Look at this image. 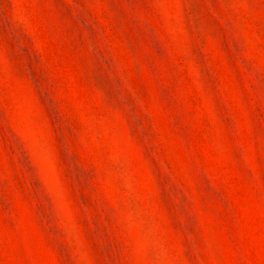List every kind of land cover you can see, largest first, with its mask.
I'll use <instances>...</instances> for the list:
<instances>
[{
    "label": "rangeland",
    "instance_id": "374dc122",
    "mask_svg": "<svg viewBox=\"0 0 264 264\" xmlns=\"http://www.w3.org/2000/svg\"><path fill=\"white\" fill-rule=\"evenodd\" d=\"M0 264H264V0H0Z\"/></svg>",
    "mask_w": 264,
    "mask_h": 264
}]
</instances>
